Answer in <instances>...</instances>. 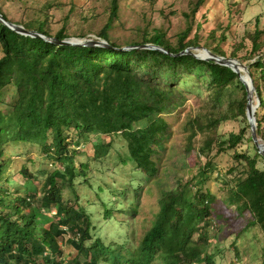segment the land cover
Returning <instances> with one entry per match:
<instances>
[{
    "label": "trees",
    "instance_id": "16d2710c",
    "mask_svg": "<svg viewBox=\"0 0 264 264\" xmlns=\"http://www.w3.org/2000/svg\"><path fill=\"white\" fill-rule=\"evenodd\" d=\"M7 2L17 4L21 15L31 10L36 16L16 19L8 13ZM121 2L109 0L101 12H96L69 0L65 14L55 19L51 10L64 8L60 0H0L4 21L57 40L86 36L80 29L72 33L71 22L81 26L102 18L93 39L106 42V45H58L40 36L19 33L0 20V92L5 87H12L14 92L11 103L0 99V264H217L214 258L219 250L210 249L213 219L209 206L216 197L201 190L210 174L222 177L221 204L233 216L246 218L238 234L251 232L258 245V260L254 264H264V150L259 152L251 137L246 87L230 67L193 55L194 47H202L226 57L221 47L226 35L224 32L216 35L212 30L201 41L198 33L201 23L196 13L205 0H186V9L181 12L185 26L175 33L173 40L163 25L150 29L147 25L137 26L135 33L140 38L127 42L131 48L120 49L123 45L111 32L122 25ZM158 13L170 20L174 11L165 13L160 9ZM54 20L59 22L56 30L52 28ZM262 35L264 28L246 30L244 42L229 53L230 58L246 66L254 85L257 107L253 114L259 144L264 142ZM245 41L250 47L239 55ZM145 44L160 46L166 53L139 47ZM186 48L192 53H180ZM182 76H193L199 83L195 90L204 93L207 106L202 108L203 117L213 132L198 143L201 119L189 116L185 120L188 132L184 149L196 150L195 172L185 176L178 170L167 171L174 187H160L157 207L150 208L147 215L134 217L140 210L142 182L156 177L157 181L160 177L155 159L165 151L171 132L164 114L178 110L190 90L186 85L189 81L182 80ZM235 84L240 89V98L221 107V111L229 109L231 115L218 113L214 106ZM3 105L10 108V114L3 112ZM228 118H240L244 123L236 131L222 135L217 127ZM102 134L110 139L102 141ZM112 136L122 142V149L127 152L118 154L111 143ZM92 137L96 138L91 145L97 162H104L109 152L114 151L118 163L127 162L138 168L139 180L132 181L133 187L106 191L98 185L95 188L89 182V164L74 166L77 150ZM9 140L38 144L42 154L55 164L51 171H45L38 192L29 194L25 189L7 188L10 179L6 178L8 165L2 145ZM221 153H229L232 162L228 168L216 170L214 159ZM21 170L23 175L33 176L26 166ZM77 182L87 184L95 192L102 190L113 195L111 200L100 199L103 218L107 222L117 212L129 215L120 220L124 226L129 222V232L120 229L124 236L106 243L98 235L102 226L92 222L91 213L75 192ZM130 192L132 198L125 202L118 199ZM52 208L54 214L48 215ZM44 220L48 226L42 231L38 222ZM63 232L67 234L65 245L75 251L74 255H63L54 236ZM231 244L234 260L229 264H238L240 251Z\"/></svg>",
    "mask_w": 264,
    "mask_h": 264
},
{
    "label": "rangeland",
    "instance_id": "374dc122",
    "mask_svg": "<svg viewBox=\"0 0 264 264\" xmlns=\"http://www.w3.org/2000/svg\"><path fill=\"white\" fill-rule=\"evenodd\" d=\"M64 8L57 10L52 8L51 12L55 15V19L62 17L69 5L67 4L69 0H60ZM85 7L94 8L96 12H101L103 7L108 4L109 0H71ZM153 1V3H151ZM9 5V14L19 19L33 18L36 16L35 12L31 10L26 11V14L21 15V8L13 3H8ZM119 15L121 18V26H118L113 33L114 39L123 45L121 48L129 49L131 46H127V42L139 39V35L135 33L137 26L143 27L145 25L150 29L152 26L159 27L163 25L167 29V36L173 40L176 32L180 31L184 26V20L181 12L186 9V0H122L120 4ZM162 9L165 13L168 11H174V14L167 20L163 15L159 14L158 11ZM197 20L201 23V27L198 30L201 41L209 34L210 31H215V34L218 35L221 32H224L226 39L221 42L222 49L226 52V57H229V53L239 42H244L242 40L243 33L246 30H254L256 27L262 29L264 28V0H205V2L200 6L198 12L196 13ZM257 20V21H256ZM75 23V22H74ZM71 22L70 30L72 33L75 31H80L86 33L84 37L72 36L70 39H76L81 41L86 40H95L93 39V33L99 28L102 24V18L95 20L93 24H83L81 26H75ZM80 24H82L80 22ZM59 26V22L54 20L52 28L56 30ZM79 31V32H80ZM194 31V30H193ZM193 31L190 33L192 36ZM264 35H262L263 37ZM96 45H103L101 40H95ZM246 45L243 48H239L238 54L244 55L246 49L250 47L248 41H245ZM193 52L195 57L198 58L199 55L203 54L204 51L202 47H194ZM1 56V51H0ZM234 59V58H233ZM238 65V72L241 74V78L245 81L246 90L248 89L251 93V103L254 107V110L257 107V99L253 96L254 85L250 79L248 72L240 66V63L237 59H234ZM242 64V63H241ZM244 65V64H243ZM165 68H163V71ZM193 76H182V80H186L187 87L190 90L186 91V99L184 103L173 112L164 114L165 118L171 124L170 136L166 140V149L162 152L156 159L158 166L159 180H145L142 182V188L139 193V212L134 217L147 215L150 208L157 207V197L159 194L160 187H168L171 189L174 187L173 179L171 174H167V171L178 170V172L184 174L185 176L190 175L196 170V150L186 152L185 147V137L187 134V129L185 128V120L189 117H199L201 119V124L197 128V141L201 143L202 140L208 138L213 130L211 127L206 125L205 119L203 117V107L207 106L204 102V93L202 90H195L199 83L192 78ZM199 93V94H197ZM13 88L5 87L4 90L0 92V99L6 101V103H11L13 97ZM206 95V94H205ZM241 96L239 87L235 84L230 89L224 92L222 99L216 103V111L218 113H226L231 115L229 109L221 111V107L230 102H237ZM253 98L255 102L253 101ZM5 103V105H7ZM3 105L2 109L5 114H10L9 107ZM201 109V110H200ZM242 119H231L228 118L219 123L217 127V132L225 135L229 131H236L240 126L243 125ZM107 134H102L100 139L104 142L110 139ZM95 137H92L89 141L83 142L80 146V150H77L76 156L74 157V166L78 167L80 163L87 162L89 164V182L93 187L101 186V188L106 190L116 189H129L133 187L132 181L139 180V175L137 174L138 168H133L130 163L123 162L124 164L118 163L117 154L114 151H110L107 157L104 159V162H97L93 156V147L91 144L95 142ZM111 143L113 146H116V151L118 154L127 152L122 149V142L116 138L111 137ZM264 145V142L262 143ZM3 157L6 158L7 170L6 178L10 179V182L6 184L7 188L11 191H19L25 189L27 193L34 194L40 190L41 182L45 175L51 171L55 164L51 162L47 157L42 154L41 148L38 144L29 143V142H20L9 140L3 142ZM216 163V170H224L231 165L232 157L229 153H221L217 155L214 159ZM117 162V163H116ZM116 163V164H115ZM23 166L32 172V177H27L21 172ZM221 176H215V174H210L207 178V182L202 186V191H208L215 195L216 200L209 204L211 208V217L213 223L210 227V243L211 251L218 249V253L215 256V262L217 264H229L234 260V252L232 249V244L234 243L239 251L241 259L238 261V264H254L257 262V251L258 245L251 236L250 231H245L239 233L238 231L246 222V218H237L233 216L231 210L225 209L221 204V194L223 191ZM141 179V178H140ZM67 188V187H66ZM96 188V187H95ZM75 192L79 196L81 204L91 213L92 222L97 223L99 226H102L101 230L98 232L99 236L107 243L112 239L118 240L119 236H124L120 234L119 230L123 229L125 232H129V222L124 226L120 220L124 218H129V215L123 216L117 214V212L110 218L109 221H105L103 218V213L101 211L102 204L100 199H113V195L102 190L94 191L93 188L85 183H76ZM132 193L127 195L119 196L118 199L125 202L126 199L132 198ZM135 202V201H134ZM48 215L54 214V209L52 208ZM39 227L41 230H46L48 226V221H39ZM138 225L139 222H136ZM219 228V231L215 233L216 229ZM134 229V228H133ZM132 229V230H133ZM137 230V229H136ZM125 234V233H123ZM237 235H240L237 237ZM59 241L60 247L63 251V255L68 254L74 255L75 251L70 249L65 245V240L67 238L66 233H60L56 235ZM223 237V238H222ZM225 237V240L223 241ZM209 249V250H210Z\"/></svg>",
    "mask_w": 264,
    "mask_h": 264
},
{
    "label": "water",
    "instance_id": "95a60500",
    "mask_svg": "<svg viewBox=\"0 0 264 264\" xmlns=\"http://www.w3.org/2000/svg\"><path fill=\"white\" fill-rule=\"evenodd\" d=\"M0 20L2 22H4L8 27H10L11 29H13V30H15V31H17L19 33L28 34V35H31V36H40L43 39H45L47 41H50V42H53V43L58 44V45L88 46V45H96L94 43H97L95 40L81 41V40L70 39V38L57 40V39H55L53 37L43 36V35L39 34L38 32H36L34 30L25 29L21 25L14 24V23H11V22H8V21H4L1 15H0ZM102 44L106 45V42L103 41ZM139 47L157 49V50H159L161 52H165L166 53V51L163 48H161L160 46L153 45V44H145V45H141ZM120 49H124V48H120ZM202 49H203L204 53L199 55L198 58H200V59H213L219 64L226 65V66L230 67L233 71L238 73L240 80L244 83V85H246L245 84L246 80H243L241 78V74L238 72V65L239 64H237L236 61L233 58H227V57H224V56L214 55L208 49H206V48H202ZM183 52H186V53H189V54L192 53L190 51V48H186L180 53H183ZM193 55L195 56L194 53H193ZM240 66L247 71V68H246L245 65L240 63ZM253 113H254V107H253V105L251 103V93L247 89L246 90V115H247V118H248V122L250 124V133H251V137L253 139V142L255 143L257 148L259 149V152L262 153V151L264 150V145L258 143V140H257V137H256V133H255L256 123H255V118H254V114Z\"/></svg>",
    "mask_w": 264,
    "mask_h": 264
}]
</instances>
